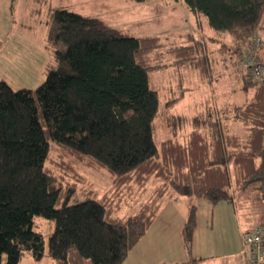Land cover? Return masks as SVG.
I'll return each mask as SVG.
<instances>
[{"label":"trees","instance_id":"trees-1","mask_svg":"<svg viewBox=\"0 0 264 264\" xmlns=\"http://www.w3.org/2000/svg\"><path fill=\"white\" fill-rule=\"evenodd\" d=\"M182 1L215 34L231 38L235 69L245 91L252 89L249 100L229 109L242 132L229 133L230 120L213 104L206 116L189 120L180 141L171 126L170 137L156 142L162 106L148 73L159 39L125 37L95 16L50 8L46 40L54 65L44 81L14 90L0 80V264H19L25 253L40 260L45 248L52 264H121L162 201L177 197L230 200L243 219L240 238L264 225V76L252 80L240 67L256 39V60L264 67V0ZM205 44L194 41L170 53L208 79ZM182 93L165 101L164 116L173 120L170 111ZM53 151L108 172L113 197L66 184L46 166ZM152 179L157 182L148 191ZM127 188L143 192L142 200L134 215L120 219L116 193ZM35 217L53 223L46 242L33 229ZM195 226L190 204L186 248Z\"/></svg>","mask_w":264,"mask_h":264},{"label":"rangeland","instance_id":"rangeland-1","mask_svg":"<svg viewBox=\"0 0 264 264\" xmlns=\"http://www.w3.org/2000/svg\"><path fill=\"white\" fill-rule=\"evenodd\" d=\"M58 7L81 15L95 16L125 37H157L160 47L149 56L150 65L155 67L148 75L150 87L158 92L162 107L169 98H177L182 88H195L185 93L184 99L170 111L174 115L173 120L168 115L164 116L161 107L156 142L170 137L171 126L180 141L189 130V120L193 116H206L213 104L220 110L221 119L227 117L230 120L229 125H226L229 133L242 132L240 124L231 121L233 116L229 109L242 106L249 100L252 89L245 91L239 71L235 69L231 38L225 34H215L207 27L204 17L198 15L197 18V14L190 13L182 0H145L142 3L132 0H0V80L3 78L12 89H35L44 81L47 70L54 65L46 32L48 10ZM259 36L264 41V29ZM202 37H206V44L202 47L211 63V76L204 80L196 69L178 63V59L170 53V49L175 46L190 45L194 41L204 42ZM210 83L211 86H208ZM204 99L208 101L206 110L199 107L194 109L192 105ZM50 160L46 166L66 184H74L80 191L95 190L98 195L105 192L115 194L110 175L105 170H94L83 163L71 162L67 157L59 156L57 151L50 154ZM156 182L152 179L148 183V191L152 190ZM140 193L143 195L135 188L118 191V199L115 200L119 202V207L115 216L125 219L134 215L142 200ZM176 199L177 203L173 199L163 201L172 202L174 209L179 214L183 213V227L189 214V205L195 207L193 250L205 253L212 250L213 245L215 252L222 253L233 247L235 242L239 241L240 244L242 217L230 200L212 204L202 198ZM246 209L242 208L243 211ZM33 229L41 233L46 242L53 230V223L35 217ZM171 249L170 245L168 250ZM174 249L176 251V247ZM167 262L162 259L152 264ZM19 264H52V261L45 248L40 260L25 253Z\"/></svg>","mask_w":264,"mask_h":264},{"label":"crops","instance_id":"crops-1","mask_svg":"<svg viewBox=\"0 0 264 264\" xmlns=\"http://www.w3.org/2000/svg\"><path fill=\"white\" fill-rule=\"evenodd\" d=\"M197 18H199L198 15ZM202 39L204 42L206 41V37H202ZM1 80H3V78H1ZM208 86H211V83L208 84ZM194 89L195 88L191 87L182 88L184 94L178 102L184 99L185 93ZM206 103L204 99L192 106L194 109L199 107V109L206 110ZM178 104L175 103L171 111ZM173 200L177 203L178 199L174 198ZM174 208L175 205L172 202L162 201L157 215L148 226L146 232L129 251L127 257L121 264H152L153 261L157 262V260L162 259L168 261L166 264L187 261L189 259H196L199 261V264H247V255L244 253L242 246H240L241 240L240 244L239 241L235 242L233 247H230L226 252H215V247L212 245V250H208L209 252L204 253L200 252V250L197 252L193 250L195 238V234H193L191 239L192 243H190L189 248H186L184 242L182 243L184 216L183 213L179 214ZM165 213L167 214L165 215ZM158 218L160 219L157 222L156 220ZM241 225L243 226V223ZM170 245L172 251L168 250ZM174 247H176V251Z\"/></svg>","mask_w":264,"mask_h":264},{"label":"built area","instance_id":"built-area-1","mask_svg":"<svg viewBox=\"0 0 264 264\" xmlns=\"http://www.w3.org/2000/svg\"><path fill=\"white\" fill-rule=\"evenodd\" d=\"M259 39L253 42L251 50L245 54L240 67L252 80H258L264 76V67L256 60L257 44ZM244 253L247 255V264H264V225L255 226L242 235Z\"/></svg>","mask_w":264,"mask_h":264},{"label":"water","instance_id":"water-1","mask_svg":"<svg viewBox=\"0 0 264 264\" xmlns=\"http://www.w3.org/2000/svg\"><path fill=\"white\" fill-rule=\"evenodd\" d=\"M263 53H264V49H263Z\"/></svg>","mask_w":264,"mask_h":264}]
</instances>
